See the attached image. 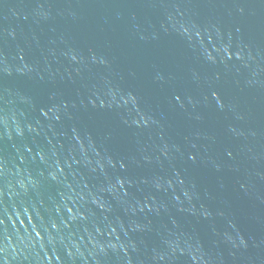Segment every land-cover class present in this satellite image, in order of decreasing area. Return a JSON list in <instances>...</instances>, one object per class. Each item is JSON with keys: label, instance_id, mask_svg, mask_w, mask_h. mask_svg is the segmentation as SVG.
Here are the masks:
<instances>
[{"label": "water", "instance_id": "water-1", "mask_svg": "<svg viewBox=\"0 0 264 264\" xmlns=\"http://www.w3.org/2000/svg\"><path fill=\"white\" fill-rule=\"evenodd\" d=\"M0 264H264V0H0Z\"/></svg>", "mask_w": 264, "mask_h": 264}]
</instances>
